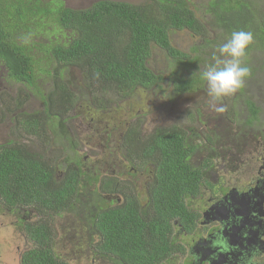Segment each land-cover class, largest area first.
<instances>
[{"label":"trees","instance_id":"trees-1","mask_svg":"<svg viewBox=\"0 0 264 264\" xmlns=\"http://www.w3.org/2000/svg\"><path fill=\"white\" fill-rule=\"evenodd\" d=\"M212 5L219 11V28L229 33L251 31L254 45L264 46V18H258L243 1L214 0ZM183 30L205 36L189 0H148L141 5L99 1L84 10L70 9L60 0H0V75L5 81L35 90L38 78L48 76L54 86L42 110L16 111L19 129L27 136L46 138L48 121L53 132L60 130L55 121L76 100L63 80L70 67L81 70L87 92L94 94L99 107L105 106L97 100L99 95L125 98L158 84L163 78L147 65L153 47L171 60L174 90L191 89L200 59L175 49L169 38L171 32ZM22 102L16 101L15 107ZM248 106L255 119L257 110L253 104ZM58 109L60 113H56ZM186 139L184 129L177 126L158 127L146 135L137 124L129 128L123 139L126 169L147 176L144 200L140 192L127 189L118 180L104 179L99 194L113 195L120 185L126 188L123 202L108 208L91 203L99 176L83 169L80 159H67L58 177L51 164L19 140L0 144L3 208L28 209L35 220L21 218L17 224L33 244L24 258H35L34 264H58L52 253L53 220L63 214L87 213L90 226H96L102 236L101 253L121 258L120 264L160 263L169 255L173 222L185 227L195 224L198 217L185 204L197 195L202 170L190 164L194 146ZM126 183L131 187L130 180Z\"/></svg>","mask_w":264,"mask_h":264},{"label":"rangeland","instance_id":"rangeland-1","mask_svg":"<svg viewBox=\"0 0 264 264\" xmlns=\"http://www.w3.org/2000/svg\"><path fill=\"white\" fill-rule=\"evenodd\" d=\"M60 1L74 10L87 9L99 1H118L133 5L148 2V0ZM189 1L191 10L205 29V36H195L183 30L171 32L169 38L175 49L191 53V56L200 59L197 69L193 71L195 77L192 78L194 84L191 89L182 93L174 90L170 80L174 67L171 60L158 47L152 48L147 65L156 74L162 76L163 80L149 89L137 90L125 98L113 94L97 96V100L105 102L104 107H99L97 101L95 103L92 97L94 94L91 91L87 92L81 70L70 67L65 70L63 80L76 100L69 111L66 109L61 115L62 118L60 117L58 122L55 121L60 123L58 128L61 131L54 129L53 132L51 128H48L52 122L45 121L50 124L45 128L46 138L45 135L36 138L21 132L16 111L22 109L35 113L42 110L48 94L54 88L52 79L48 76L39 77L35 90V88L27 89L21 84L5 81L0 75V144L19 140L18 143L24 144L28 150L39 154L48 164H51L58 177L61 176L67 159L74 161L82 159L84 169L96 173L99 180H118L127 189L136 193L140 192L141 196L147 176L136 175L134 179L129 177L126 169L128 164L124 159L126 146L123 135L136 124L140 126L142 135L149 134L158 126L180 127L184 129L190 145L202 142L203 136H207L212 138L215 151L220 150V145L237 140L239 143L236 145L240 148H244L243 145L251 140L254 143L262 142L261 144L264 145V46L259 42L255 45L252 42L251 49L247 50L245 57V62L250 68V75L245 79L241 89L219 102L217 106L223 107L224 111H215L199 73L208 63L213 62L215 55H219L216 47L224 42L230 33L216 24L219 11L212 7L214 0ZM240 1L248 5L258 18H264V0ZM198 77L199 79L195 81ZM16 101L24 102L15 107ZM249 103L253 104L257 110L255 119L251 117ZM60 112V109L56 111V113ZM221 139H224L222 144ZM209 149L211 148H204V152ZM198 152L200 153H195L192 157V164L195 166L199 165L201 156L206 155L202 151ZM213 155V153L209 154L207 159ZM221 165L219 157H216L215 168L211 170L208 179L218 171ZM128 180L132 188L128 187L126 183ZM100 182L94 183L95 190L98 189ZM123 185H120L119 191L113 194L115 199L123 198V194L126 193ZM104 197L105 195L98 197L100 198L98 205L101 208L117 205H111L108 201L102 200ZM141 200H144L143 196ZM3 211L6 213L4 209ZM28 214V209H21L18 218L29 220ZM86 219L87 213L74 215L68 213L55 218L52 222L53 252L66 264H78L87 255L88 248L83 242L86 231L89 233L90 226ZM29 221L35 220L33 218ZM12 225V218L0 217V248L4 257L15 256V249L21 248L22 240L25 239L23 232Z\"/></svg>","mask_w":264,"mask_h":264},{"label":"flooded vegetation","instance_id":"flooded-vegetation-1","mask_svg":"<svg viewBox=\"0 0 264 264\" xmlns=\"http://www.w3.org/2000/svg\"><path fill=\"white\" fill-rule=\"evenodd\" d=\"M186 138L188 142L187 135ZM223 141L224 139L220 140L221 144ZM236 143L239 141L222 144L220 150L215 151L212 138L203 136L202 142L192 145L194 151L188 159L190 164H192L193 155L200 153L198 151L206 154L201 156L199 165L192 164L194 167L201 168L202 183L197 195L189 198L185 204L186 208L191 213H196L198 217L195 224L185 227L177 220L173 222L172 233L168 237L171 245L169 255L156 264H264V145L261 144L262 142L254 143L251 140L243 145L244 148H240ZM204 148L211 149L204 152ZM211 153L214 155L207 159ZM216 157H219L222 165L208 179L211 170L215 168ZM80 161L84 169L83 160L80 159ZM205 165L207 167H204ZM236 169L237 172H235ZM128 173V176L133 179L138 175L132 171ZM93 175L95 176L96 173L93 172ZM102 180L98 178V181ZM99 187L97 190L93 188L97 192L94 195L96 198L93 202L91 201L97 207H100L99 195H104L99 194ZM114 197V195H105L102 200L108 201L111 205L123 202L122 198ZM3 209L0 200V217L12 218V226L18 227L20 211L7 209L6 213H3ZM28 215L29 220L33 219L32 212L29 211ZM89 217L90 215L87 214V222ZM101 237L96 226L89 227V233L86 231L83 242L88 248L87 255L78 264H120L122 262L121 258L106 256L103 251L101 253L98 250ZM220 240H226V249L220 243H213ZM28 241L26 238L22 240V247L15 249V256L4 257L0 248V264L37 262L35 258L23 256L33 248L32 242ZM52 253L54 254L53 249ZM54 257L58 264H66L60 258Z\"/></svg>","mask_w":264,"mask_h":264},{"label":"clouds","instance_id":"clouds-1","mask_svg":"<svg viewBox=\"0 0 264 264\" xmlns=\"http://www.w3.org/2000/svg\"><path fill=\"white\" fill-rule=\"evenodd\" d=\"M252 42L251 31L233 30L224 42L216 47L219 55H215L213 62L208 63L199 73L215 111H224L223 107L217 106L219 102L241 89L245 79L250 75V68L245 62V57ZM213 243H220L225 249L227 248L226 240Z\"/></svg>","mask_w":264,"mask_h":264}]
</instances>
